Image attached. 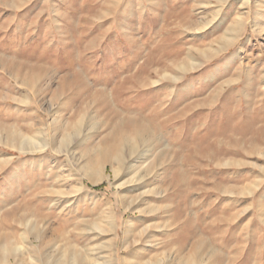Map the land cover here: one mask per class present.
Returning <instances> with one entry per match:
<instances>
[{"label": "rangeland", "instance_id": "rangeland-1", "mask_svg": "<svg viewBox=\"0 0 264 264\" xmlns=\"http://www.w3.org/2000/svg\"><path fill=\"white\" fill-rule=\"evenodd\" d=\"M240 1L0 0V264H31L24 236L42 262L95 246L94 196L117 264L195 246L197 264H264V0ZM98 158L110 179L92 184ZM136 197L162 208L122 249Z\"/></svg>", "mask_w": 264, "mask_h": 264}, {"label": "bare ground", "instance_id": "bare-ground-1", "mask_svg": "<svg viewBox=\"0 0 264 264\" xmlns=\"http://www.w3.org/2000/svg\"><path fill=\"white\" fill-rule=\"evenodd\" d=\"M240 3L242 5H247L248 0H242L240 1ZM258 16L259 17L257 18V20L253 23V27L255 32L261 33L263 26L262 20L264 18V12L259 11ZM237 24H238L236 25L237 28H235L234 31L242 27V19L239 18ZM235 39H236L235 34L231 32V34L229 35V39H227L226 42H228L229 44V42H233V40ZM206 53H207L206 51H203V55L205 57H208ZM64 142L65 139L61 141V144ZM19 143L20 144L18 149H20V151H30V152L41 151L45 149V147L47 146L43 140L41 139L34 140L32 138L22 139ZM55 150L57 151V149ZM114 160L116 162V165L119 166L123 162V157L121 153L116 154ZM80 169L83 171V177H86L90 183L97 184L102 180V177L105 175L104 171L106 169V166L101 162V159L98 158L96 160H90V161L87 160V162H85L80 166ZM111 170L113 176L116 179L117 170L115 168H112ZM105 176L108 179H110V175H105ZM77 183L80 188H83L82 177L78 178ZM136 183H139V179L135 174L132 173V175H130L126 180L119 183L118 187L127 186L126 189H129L132 187L133 184L136 185ZM124 198L126 197L124 196ZM90 204H91L94 220H92V222L89 223L88 227H85L84 234L88 235L92 240H95V242L97 240L95 246L88 248V251H86L85 248L82 249V248L73 247L74 250L71 251V253L68 252L69 254L67 255L66 259L54 258L51 260L47 259L44 260L46 262H42L40 256L39 255L35 256L34 249L30 247V245L33 246L32 241L28 242L27 237L24 236V241L26 239L27 242L26 244H24L25 245L24 251L28 254L31 264H41V263L42 264H117L116 255H115L116 219L112 204L110 201L109 202L100 201L97 196H94V198L90 199ZM123 207L124 210H127L130 213L138 212L140 214L138 218L134 219L133 216V219L131 218L126 219L124 222L126 231L124 232L125 236L123 237L122 240V249H127L128 247H130L129 246L130 237H132L131 241L133 242V244L137 243L139 239H141V237H144L149 232V230L152 229L151 227L156 226V223H152L151 221L156 219L152 217V215L154 214L156 216V214L161 210L162 207L153 206V205H144L143 199L139 197L129 198L127 203H123ZM148 215H151V217L149 218ZM135 222L136 223L140 222V225L138 226ZM81 234L83 235V233ZM33 238L35 240H39L37 235L34 236ZM172 251H171V247H169V250H164L160 254L156 251L158 254L155 257L152 258L147 257L146 259H142V260H137L132 254L129 253L130 255L128 256H122L121 263L122 264H197L198 263L199 254H198L197 246H195V248L191 252L190 258L184 260L183 262L181 260H180L181 262H179V260L177 261V258H175V256L172 254Z\"/></svg>", "mask_w": 264, "mask_h": 264}]
</instances>
